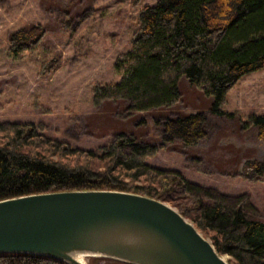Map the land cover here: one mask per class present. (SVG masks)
<instances>
[{
    "label": "trees",
    "instance_id": "16d2710c",
    "mask_svg": "<svg viewBox=\"0 0 264 264\" xmlns=\"http://www.w3.org/2000/svg\"><path fill=\"white\" fill-rule=\"evenodd\" d=\"M142 0H132L136 7ZM127 51L118 54L113 71L118 81L92 83L93 102L126 99L132 111L171 106L181 99L180 80L213 98V115L225 111L228 92L251 72L264 68V0H157L136 18ZM48 28L41 22L9 34L7 56L21 61L46 50ZM61 52L41 62L38 75H52ZM257 127L264 140V112L239 118ZM206 116L192 112L168 117L160 142L116 133L99 148H84L46 132L43 122L0 120V200L66 189H113L153 196L174 206L210 238L232 264H264V220L254 217L245 194L227 199L215 189L188 180L180 171L146 162L168 143L192 145L207 135ZM101 163L102 166H97ZM240 177L264 180V160L248 158ZM90 264L124 262L91 257ZM0 264H68L25 253H0Z\"/></svg>",
    "mask_w": 264,
    "mask_h": 264
},
{
    "label": "rangeland",
    "instance_id": "374dc122",
    "mask_svg": "<svg viewBox=\"0 0 264 264\" xmlns=\"http://www.w3.org/2000/svg\"><path fill=\"white\" fill-rule=\"evenodd\" d=\"M156 1L142 0L135 7L132 0H0V120L43 122L49 135L97 149L119 132L160 142L168 117L201 111L205 137L192 145L177 139L146 162L180 171L230 200L245 194L252 216L264 220V180L239 175L246 159L264 160L257 127H243L239 119L264 112V68L244 75L228 92L222 108L238 112L234 117L213 115V98L185 78L179 84L181 99L171 106L132 111L126 99L93 102L92 83L120 79L113 64L130 48L140 9ZM34 22L48 28L46 50L21 61L10 59L9 34ZM55 52H61L60 67L52 75H38L41 62Z\"/></svg>",
    "mask_w": 264,
    "mask_h": 264
},
{
    "label": "water",
    "instance_id": "95a60500",
    "mask_svg": "<svg viewBox=\"0 0 264 264\" xmlns=\"http://www.w3.org/2000/svg\"><path fill=\"white\" fill-rule=\"evenodd\" d=\"M0 253L90 264H232L167 201L113 189H66L0 200ZM82 257V258H81Z\"/></svg>",
    "mask_w": 264,
    "mask_h": 264
},
{
    "label": "bare ground",
    "instance_id": "6f19581e",
    "mask_svg": "<svg viewBox=\"0 0 264 264\" xmlns=\"http://www.w3.org/2000/svg\"><path fill=\"white\" fill-rule=\"evenodd\" d=\"M82 258V257H81Z\"/></svg>",
    "mask_w": 264,
    "mask_h": 264
}]
</instances>
